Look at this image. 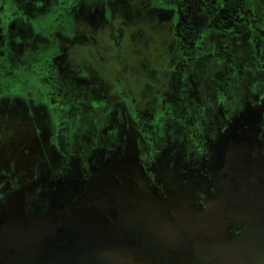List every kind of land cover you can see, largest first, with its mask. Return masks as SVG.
<instances>
[{"label":"flooded vegetation","instance_id":"af4514ba","mask_svg":"<svg viewBox=\"0 0 264 264\" xmlns=\"http://www.w3.org/2000/svg\"><path fill=\"white\" fill-rule=\"evenodd\" d=\"M231 1L116 0L73 41L0 21V260L43 249L47 220L105 181L125 208L130 169L161 216L264 208V38L249 44L253 14Z\"/></svg>","mask_w":264,"mask_h":264},{"label":"water","instance_id":"95a60500","mask_svg":"<svg viewBox=\"0 0 264 264\" xmlns=\"http://www.w3.org/2000/svg\"><path fill=\"white\" fill-rule=\"evenodd\" d=\"M134 180L130 169L123 189L133 202L119 200L125 208L112 207L109 182L98 184L83 201L67 206L61 225L47 220L46 246L29 248L33 261L25 260V250L0 264H264V208L255 202L241 218L193 215L186 204L169 218L156 212L152 197L135 190ZM231 227L243 228L241 235L228 234Z\"/></svg>","mask_w":264,"mask_h":264},{"label":"rangeland","instance_id":"374dc122","mask_svg":"<svg viewBox=\"0 0 264 264\" xmlns=\"http://www.w3.org/2000/svg\"><path fill=\"white\" fill-rule=\"evenodd\" d=\"M124 1L130 8L132 7L134 9L141 10H143V7L147 8L149 6L148 2H152V0ZM233 1L235 2L238 0H232L231 2ZM239 1H243L244 4L247 3V6L250 8L256 22L255 27H253L252 24H247L246 26L247 29L250 28L252 30L253 35L250 39H248V41L249 44L251 43L253 45L255 38H264V0ZM111 2L114 3L116 0H0V21L6 30H12L11 26H15V28H17L16 26H19L21 28L22 31L19 32L20 36H13V38L22 37L27 39V35L29 36L30 34L32 35V38L36 35H41L45 38H54V32H57L60 28V31L56 34H60L59 37L63 36L64 38H68L73 41L74 38H79L77 33L80 31L78 23H82V18L86 17L90 19L91 16H94V20L90 19L91 23L87 20L84 24L85 26L91 28V31H95L96 26H99L102 21L99 18V12L102 8H105L106 4ZM230 5L231 4H229L228 7H230ZM27 12L28 17H25ZM22 13L24 14L21 16ZM163 13H166L167 15L169 14L166 11H163ZM108 17L109 13L105 19L108 20ZM209 32L211 33L210 30H205L206 35ZM212 32L216 38V35L221 31L216 29ZM7 33L9 34L8 31H6V34ZM263 48L260 47L259 55H255L254 60L256 64L258 61L264 59ZM245 53L246 52L244 51L242 55L246 56ZM6 70L7 69H5V72ZM4 81H6V79H0V82ZM152 206L154 208L155 204L153 203ZM73 208H76V206H73ZM149 210H151V208H149ZM25 250L29 251L27 249H23V251ZM1 255L2 258H4L3 252ZM27 255L28 258L25 260H27V262L33 261L31 258L32 252L30 253L29 251ZM44 261L45 260H42V263H44Z\"/></svg>","mask_w":264,"mask_h":264}]
</instances>
